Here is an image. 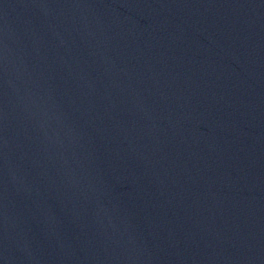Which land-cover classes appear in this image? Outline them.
Segmentation results:
<instances>
[{
    "label": "water",
    "instance_id": "1",
    "mask_svg": "<svg viewBox=\"0 0 264 264\" xmlns=\"http://www.w3.org/2000/svg\"><path fill=\"white\" fill-rule=\"evenodd\" d=\"M0 264H264V0H0Z\"/></svg>",
    "mask_w": 264,
    "mask_h": 264
}]
</instances>
